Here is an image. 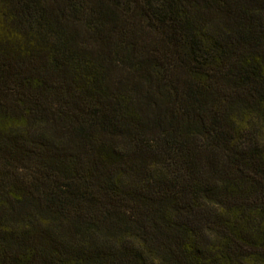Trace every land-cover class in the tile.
I'll list each match as a JSON object with an SVG mask.
<instances>
[{
    "label": "trees",
    "instance_id": "1",
    "mask_svg": "<svg viewBox=\"0 0 264 264\" xmlns=\"http://www.w3.org/2000/svg\"><path fill=\"white\" fill-rule=\"evenodd\" d=\"M0 264H264V0H0Z\"/></svg>",
    "mask_w": 264,
    "mask_h": 264
}]
</instances>
